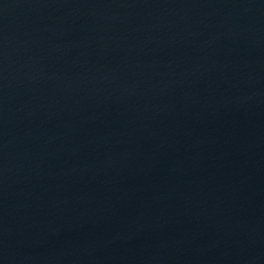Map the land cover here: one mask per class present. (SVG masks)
<instances>
[{
  "label": "water",
  "instance_id": "obj_1",
  "mask_svg": "<svg viewBox=\"0 0 264 264\" xmlns=\"http://www.w3.org/2000/svg\"><path fill=\"white\" fill-rule=\"evenodd\" d=\"M0 264H264V0H0Z\"/></svg>",
  "mask_w": 264,
  "mask_h": 264
}]
</instances>
